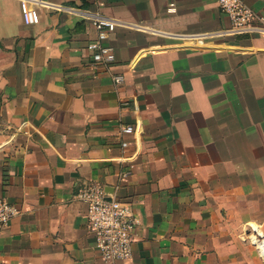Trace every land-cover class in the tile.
<instances>
[{"label":"crops","instance_id":"0c3cea01","mask_svg":"<svg viewBox=\"0 0 264 264\" xmlns=\"http://www.w3.org/2000/svg\"><path fill=\"white\" fill-rule=\"evenodd\" d=\"M30 3L36 24L0 0V197L20 211L0 264H109L72 197L84 182L137 218L115 264H264V35L217 0ZM97 15L117 21L107 67L86 49Z\"/></svg>","mask_w":264,"mask_h":264},{"label":"built area","instance_id":"2783aa9c","mask_svg":"<svg viewBox=\"0 0 264 264\" xmlns=\"http://www.w3.org/2000/svg\"><path fill=\"white\" fill-rule=\"evenodd\" d=\"M19 2L23 22L36 24L39 21L37 8L30 3V0H19ZM217 3L220 10L228 16L233 31L264 35V14L255 11L247 0H217ZM168 9L173 10V6L170 5ZM92 25L95 36L86 44L90 61L103 67L110 66L116 57L107 39L114 31L117 21L97 15L92 18ZM111 78L115 84L123 80L122 74L119 73L112 74ZM133 130L132 125L120 126L121 135L131 133ZM120 144L125 148L128 142L122 138ZM130 171L131 165L121 168L118 178H125ZM105 187L84 182L72 197L86 206L87 228L93 236L95 249L105 262L115 264L131 257L138 222L131 207L115 196L114 188L109 190ZM19 213V209L14 204L0 197V226L7 225Z\"/></svg>","mask_w":264,"mask_h":264},{"label":"water","instance_id":"95a60500","mask_svg":"<svg viewBox=\"0 0 264 264\" xmlns=\"http://www.w3.org/2000/svg\"><path fill=\"white\" fill-rule=\"evenodd\" d=\"M105 188L108 189L107 186H106ZM257 248H258V250L260 251V253H261L262 255H264V246H263V244H262L261 246L257 247Z\"/></svg>","mask_w":264,"mask_h":264},{"label":"bare ground","instance_id":"6f19581e","mask_svg":"<svg viewBox=\"0 0 264 264\" xmlns=\"http://www.w3.org/2000/svg\"><path fill=\"white\" fill-rule=\"evenodd\" d=\"M256 241H257V239H256ZM257 242H258V247L261 246V245L263 244V242L260 241V240H258ZM263 246H264V245H263Z\"/></svg>","mask_w":264,"mask_h":264},{"label":"rangeland","instance_id":"374dc122","mask_svg":"<svg viewBox=\"0 0 264 264\" xmlns=\"http://www.w3.org/2000/svg\"><path fill=\"white\" fill-rule=\"evenodd\" d=\"M248 234H250V232H247V234H243L244 235V238H246V236L248 235ZM251 238V237H250ZM247 239V238H246ZM264 239V238H263Z\"/></svg>","mask_w":264,"mask_h":264}]
</instances>
